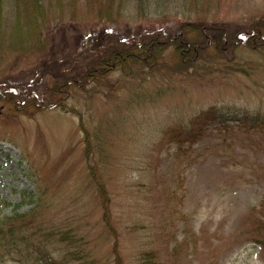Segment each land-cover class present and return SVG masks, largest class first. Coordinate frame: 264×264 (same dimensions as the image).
I'll return each mask as SVG.
<instances>
[{"label": "rangeland", "instance_id": "obj_1", "mask_svg": "<svg viewBox=\"0 0 264 264\" xmlns=\"http://www.w3.org/2000/svg\"><path fill=\"white\" fill-rule=\"evenodd\" d=\"M149 1L0 0V216L37 197L33 225L94 264H264V52L200 38L262 22L264 0ZM142 34L155 52L100 87L95 69L56 82L95 41ZM188 44L205 51L181 63ZM211 107L235 121L195 125Z\"/></svg>", "mask_w": 264, "mask_h": 264}, {"label": "trees", "instance_id": "obj_2", "mask_svg": "<svg viewBox=\"0 0 264 264\" xmlns=\"http://www.w3.org/2000/svg\"><path fill=\"white\" fill-rule=\"evenodd\" d=\"M137 2L139 6L145 9V7H149L150 1L137 0ZM207 29L210 28L207 27L206 30ZM206 30L202 29L200 31V38L201 40L204 38V43H206V40H210V42L216 47V45H222V43L228 40L231 43L230 45H232L230 47L234 48L233 43L239 45V41L247 38L248 42L245 41L244 43H246L245 47L250 52H264V18H262V22L259 21L258 24L255 23V25L253 24L249 26V28L244 29V31H224V37H222L223 35L221 34L222 30L218 31L219 35L207 33L208 37H205L206 35L203 32ZM155 37L156 35L150 36L142 34L134 36L125 43L112 37H106L105 40H102L103 42L97 40L94 43V49L89 51L86 50V52H89L87 55L88 59H85L84 57L82 59H72L67 57L66 62H62L64 66L67 67L65 70L67 71V74L64 75L61 73V77H55L57 80L56 82L60 83L63 89L68 84L74 87V89H80L81 87L86 86L87 78L92 77V75H86L91 73V71L93 72L95 69L99 71L98 74L95 75V85L100 87L99 82L107 78L103 76V72L109 71V68L116 67L123 61H127V59H137L138 57H141L140 59H142L143 57V60H145L150 58L153 52L157 49V45H160L154 41L156 40ZM183 46H186V44L182 43V47ZM192 46L193 45L188 44L187 48H192ZM203 46V44H198L195 48H192V50H190L191 52H194L192 53V56H186V58H183V54H180L179 52L176 58L181 63L193 61L197 58L195 53L199 51V49L205 51ZM52 64L58 63L52 62ZM105 67H109L108 70H105ZM105 82L108 81L106 80ZM52 95L57 96L55 94ZM15 104H19V101L17 100ZM235 116H237L235 113L232 115L229 112L211 107L200 113V115L194 119V124L201 126L210 122L223 125L225 122L235 121ZM250 121H252V119H248V123ZM179 134L180 133L177 130H172L170 138L168 137L169 141H175V137H179ZM196 137V133L188 134L186 139L192 140ZM33 195L34 191L32 192V196ZM35 198L37 199V197ZM30 200L31 204L26 211L20 212V208L23 204L27 203L22 200L15 205L9 215L0 216V263H3L5 259L9 257L10 259L17 260L20 264H75V262H81L79 264H94V260L89 258L85 248H82L80 243L81 238L76 236V234H73L72 231H60L59 229L57 231H52L42 227L40 228L38 225L34 226L32 222L33 217L35 213L41 209L42 205H39L37 200ZM8 206H10V204H8ZM52 239H54V241H52ZM50 247H52V249H49ZM72 248L76 249L72 250Z\"/></svg>", "mask_w": 264, "mask_h": 264}]
</instances>
